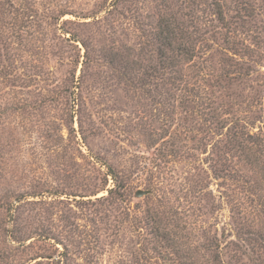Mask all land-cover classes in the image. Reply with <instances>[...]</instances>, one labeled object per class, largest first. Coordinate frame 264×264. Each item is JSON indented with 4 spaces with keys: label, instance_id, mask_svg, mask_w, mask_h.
<instances>
[{
    "label": "rangeland",
    "instance_id": "obj_1",
    "mask_svg": "<svg viewBox=\"0 0 264 264\" xmlns=\"http://www.w3.org/2000/svg\"><path fill=\"white\" fill-rule=\"evenodd\" d=\"M0 264H264V0H0Z\"/></svg>",
    "mask_w": 264,
    "mask_h": 264
},
{
    "label": "water",
    "instance_id": "obj_2",
    "mask_svg": "<svg viewBox=\"0 0 264 264\" xmlns=\"http://www.w3.org/2000/svg\"><path fill=\"white\" fill-rule=\"evenodd\" d=\"M147 191H142V190H139L138 191V195H143L144 193H146Z\"/></svg>",
    "mask_w": 264,
    "mask_h": 264
},
{
    "label": "trees",
    "instance_id": "obj_3",
    "mask_svg": "<svg viewBox=\"0 0 264 264\" xmlns=\"http://www.w3.org/2000/svg\"><path fill=\"white\" fill-rule=\"evenodd\" d=\"M218 257H219V255H216V256H215V260H216V261H218V259H219Z\"/></svg>",
    "mask_w": 264,
    "mask_h": 264
}]
</instances>
